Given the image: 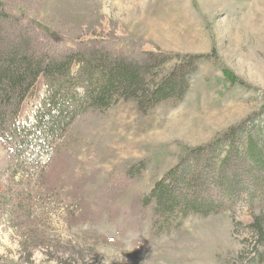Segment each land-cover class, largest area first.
<instances>
[{"label":"rangeland","instance_id":"374dc122","mask_svg":"<svg viewBox=\"0 0 264 264\" xmlns=\"http://www.w3.org/2000/svg\"><path fill=\"white\" fill-rule=\"evenodd\" d=\"M5 1L53 43L107 40L117 50L158 47L174 54L213 50L243 83L203 60L180 101L143 115L134 103L120 102L80 116L57 141L63 161L49 160L48 151L39 177L28 174L13 184L27 207L17 218L0 210V264H264V205L241 201L216 214L190 213L159 236L140 205L185 147L250 117L264 118V0ZM45 89L40 78L19 119L32 120ZM5 153L0 144V161ZM143 158L147 168L123 194L105 189L107 173ZM7 185L2 176L0 190Z\"/></svg>","mask_w":264,"mask_h":264},{"label":"trees","instance_id":"16d2710c","mask_svg":"<svg viewBox=\"0 0 264 264\" xmlns=\"http://www.w3.org/2000/svg\"><path fill=\"white\" fill-rule=\"evenodd\" d=\"M203 60L221 67L230 82L243 83L213 50L174 54L158 47L117 50L107 40L80 41L75 47L53 43L0 0V144L6 152L0 180L9 179L0 190V210L12 218L23 213L27 205L13 193V184L28 174L39 177L44 171L41 156L48 151L49 160L63 161L57 141L80 116L105 113L120 102L134 103L143 115L162 102L180 101ZM40 78L46 88L41 105L32 120L23 122V102ZM255 117L206 143L185 147L179 160L152 181L140 205L149 214L153 234L168 232L190 213L216 214L241 201L250 207L264 205V118ZM148 163L143 158L116 174L107 173L105 189L123 194ZM261 226L257 231L263 232Z\"/></svg>","mask_w":264,"mask_h":264}]
</instances>
